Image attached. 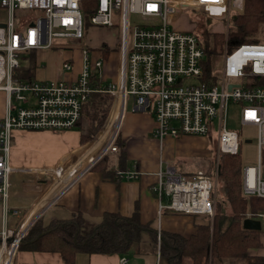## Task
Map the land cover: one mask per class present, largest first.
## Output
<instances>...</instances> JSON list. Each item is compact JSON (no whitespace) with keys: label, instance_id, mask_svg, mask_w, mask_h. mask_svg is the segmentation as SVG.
<instances>
[{"label":"built area","instance_id":"obj_1","mask_svg":"<svg viewBox=\"0 0 264 264\" xmlns=\"http://www.w3.org/2000/svg\"><path fill=\"white\" fill-rule=\"evenodd\" d=\"M243 1L0 0L7 14L6 21L0 23V91L5 94L0 119V264H13L20 240L42 213L22 233L27 215L12 230L7 227L10 176L16 171L10 165L13 133L72 129L88 94L97 91L91 89L89 81L91 73L101 78L102 60L92 61L90 52L82 50L80 69L71 79H23L22 64L29 52L57 46L54 40H81L86 16L90 24L117 34L116 81L101 91L111 94V107L118 103L120 116L103 150L79 174L105 155L117 152L116 139L129 96L133 112L150 114L155 124L152 136L159 146L167 138L184 137L203 138L211 145V173L204 169L186 177L173 166L159 169L153 187L157 214L167 211L213 218L219 159L236 154L240 146L237 132L225 125L226 106L232 102L241 105L239 124L256 129L257 162L242 165L241 192L244 197L264 198V86L248 81L264 78V45L243 43L227 51L225 43L217 74L213 79L211 73L206 80L205 55L197 32L198 23L203 22L210 33H223L226 42L234 17L243 10ZM213 20L220 22L221 30L210 29ZM72 68L71 59L62 62V72ZM139 175L136 165L115 171L120 180H136ZM260 218L264 229V215ZM159 260L157 252L155 264ZM120 264H127V260L120 258Z\"/></svg>","mask_w":264,"mask_h":264},{"label":"crops","instance_id":"obj_2","mask_svg":"<svg viewBox=\"0 0 264 264\" xmlns=\"http://www.w3.org/2000/svg\"><path fill=\"white\" fill-rule=\"evenodd\" d=\"M39 51H32V54L27 56V60L22 64V70L29 69L33 63L35 65L33 78L48 79L36 76L40 66V60L36 59ZM78 71L77 66L68 73L61 70L59 77L71 79ZM57 75L50 78L59 79ZM134 113L138 114L126 116L123 114L118 135L124 143L120 149L124 155L122 170H129L136 165L140 173L136 180L126 181L115 177V171L120 170L116 162L117 152L111 154L109 164L114 176H105L101 171L92 169L95 165L79 174L83 167L90 164L83 163L90 151L82 155L79 132L74 129L61 132L15 131L11 139L10 165L16 171L10 176L11 188L7 204L8 229L15 228L17 222L19 223L26 215L25 221L31 224L40 212L41 215L35 221L40 225H46L53 219L68 218L77 211H80L86 219L98 222L104 212H118L123 216H130L137 204L141 223H150L151 227L157 230L160 228L185 237L194 233L195 225L204 222L203 216H183L168 212L169 216L188 218L181 221L180 218L169 217L164 223L166 229L163 228V220L160 224L162 227H158L156 221L158 199L154 195L153 187L162 164L170 161L180 162L182 158L208 157L209 145L203 138L184 137L179 140L167 138L159 146L152 136L155 125L152 118L143 112ZM1 211L0 202V224L3 218ZM259 221L262 222L261 219ZM9 224L13 227L11 228ZM172 226H178L181 231H171ZM259 240L260 247L248 249L250 256L264 257L262 225ZM120 258H125L127 264L156 262V255L123 257L77 254L72 264H120ZM159 263L161 264L160 260ZM13 264L64 263L58 253L17 249Z\"/></svg>","mask_w":264,"mask_h":264},{"label":"trees","instance_id":"obj_3","mask_svg":"<svg viewBox=\"0 0 264 264\" xmlns=\"http://www.w3.org/2000/svg\"><path fill=\"white\" fill-rule=\"evenodd\" d=\"M263 25L264 0L243 1V10L234 17L226 42L223 33H210L203 22L198 23L199 42L200 37L203 38L200 44L205 55V79L208 80L211 73L214 79L217 74L225 43L227 51L243 43H257V36ZM108 52L103 47L102 58L105 59ZM34 68L35 65L32 63L29 69L23 71L21 69L20 77L33 78ZM89 84L91 89L97 91L88 94L82 105L80 119L72 128L79 132L82 155L89 152L103 134L115 106L114 102L111 107V94L101 91L106 89L107 83L97 74L91 73ZM254 84L264 86V78L256 79ZM101 126L102 128L93 138ZM123 146L124 143L118 135L116 162L120 170L123 169L124 155L120 151ZM102 148L103 144H100L91 150L83 163L92 162L95 159L90 160L93 153L96 151L100 153ZM110 163L111 154H107L92 169L112 177L114 172L109 167ZM261 165H264V149L261 151ZM241 167L238 152L220 157L217 192L219 191L221 195V201L215 204L213 223L211 225L210 217L203 216L204 222L196 224L194 233L188 237L164 230H160L157 235L156 228L151 227L150 223H141L136 204L130 216H123L118 212H104L98 222H93L77 211L68 218L53 219L46 225L35 224L28 229L18 249L58 253L64 264H72L77 254L124 257L156 255L157 252L160 260H164L167 264H264V257L248 254V249L261 246L260 231L242 228L244 219L259 220L260 215H264V198L242 195ZM191 175L187 174L189 177ZM222 203L226 204L230 212L228 223L224 228H222Z\"/></svg>","mask_w":264,"mask_h":264},{"label":"rangeland","instance_id":"obj_4","mask_svg":"<svg viewBox=\"0 0 264 264\" xmlns=\"http://www.w3.org/2000/svg\"><path fill=\"white\" fill-rule=\"evenodd\" d=\"M6 19H7L6 10L0 7V23H4ZM212 24L214 25L210 29L215 30V31L221 30L220 22L217 23L216 21H214L212 22ZM230 28L231 26L229 27V29ZM116 38H117V34L115 30L109 29L107 27L94 26L90 24L89 17L86 16L84 17V36L81 40H54V42L57 45L55 47L57 48H54V49L51 48L45 51L37 52L36 59L40 60V64H39L40 66L37 69L36 76L38 78H48V79H51L50 77H52L55 74L56 75L58 74L57 75L58 77L61 76L62 62L68 59H71L73 61V69L76 68V66H77V70L80 69L81 52L82 50L87 49L90 52L89 56L92 61L102 60L100 77L103 80V82L114 83L116 81V75H117V49H116L117 39ZM257 39H258L257 43L264 45V25L261 27L258 33ZM201 41H203L202 36L200 37V42ZM103 47H105V49L109 51L108 52L109 54L105 59L102 58V55H101V49H103ZM31 54L32 52L28 53L29 56ZM220 62L221 60L219 61V64ZM252 80L256 81V79H249L248 81H252ZM115 105H116V102H115ZM240 107H241L240 104H235L232 102L228 103V105L226 106V112H225V125L227 129L234 130L238 134V139L240 142L238 153L240 156L241 165L243 166L244 165H255L257 162L256 129L251 126H241L239 124L238 119H239V108ZM132 108H133V105L131 102V97L128 96L126 99V106H125V112H124L125 116L131 115V114H138V113H134L132 111ZM114 109H115V106H114ZM114 109H113V112H114ZM4 110H5V94L4 92L0 91V119L2 118L4 114ZM143 114H147L150 116V114L148 113L143 112ZM110 120L107 123L105 130L108 128ZM82 126L83 127L85 126L84 122ZM102 126L99 128L97 133L93 136V138L98 134ZM247 139L250 140L251 143H245V140ZM210 140L212 142V139ZM210 148H211V145L209 146L208 149L210 150ZM98 154H99V151L98 152L96 151L95 153H93L92 158L90 160H92L93 158H96ZM180 160L182 161L166 162L162 164V166L166 168V166L169 164L170 166L175 167L176 170L180 174L186 177H188L187 176L188 172H191L189 174H194L198 170L203 171L204 169H208L209 173L212 172L211 166H210V159L207 156L199 157V158H195V157L194 158L193 157L182 158ZM261 176L264 179V165H261ZM220 200H221V195L218 191L216 195V201L220 202ZM165 201L166 199L163 198L162 203H165ZM221 211L223 212L221 213L223 216L222 225L225 226L228 223V216L230 215V212L227 209L226 204L222 203ZM168 214L169 213L167 211H164L161 215L157 214L156 221L158 223V227L161 226L160 224L163 220L162 222L163 228L166 229L164 223H165L166 218H169V217L180 218L181 221L188 218V217H179V216H169ZM1 216L3 217V210L1 211ZM35 224L36 222L31 227H33ZM7 226H8V223H7ZM9 226L11 227L12 224L11 225L9 224ZM1 229H2V224H0V230ZM170 229L171 231H181V228H179L178 226H172V228ZM159 231H160V228L159 230H157V235H159ZM128 257H131V256H128ZM160 262L161 264H167L164 260L162 261L160 260Z\"/></svg>","mask_w":264,"mask_h":264},{"label":"bare ground","instance_id":"obj_5","mask_svg":"<svg viewBox=\"0 0 264 264\" xmlns=\"http://www.w3.org/2000/svg\"><path fill=\"white\" fill-rule=\"evenodd\" d=\"M119 116H120V109H119L118 103H116L115 109H114L113 115L111 117V120H110V123H109L108 128L99 137V139L97 140V142L95 143V145L91 148V150H93L95 147L99 146L100 144H103V146H104L105 141H106V138L108 137V134H110L111 131L113 130V128L117 126V123L119 121ZM102 150H103V148H102ZM29 225H30L29 222L24 221V224L20 228V233H22L25 229H27L29 227Z\"/></svg>","mask_w":264,"mask_h":264},{"label":"water","instance_id":"obj_6","mask_svg":"<svg viewBox=\"0 0 264 264\" xmlns=\"http://www.w3.org/2000/svg\"><path fill=\"white\" fill-rule=\"evenodd\" d=\"M0 26H2L0 24ZM245 143H251L250 140H245ZM213 223V218L211 220V225ZM242 228L244 230H249V231H260L261 230V222L259 220H254L250 218H246L242 221ZM22 243V240H20L19 244Z\"/></svg>","mask_w":264,"mask_h":264}]
</instances>
